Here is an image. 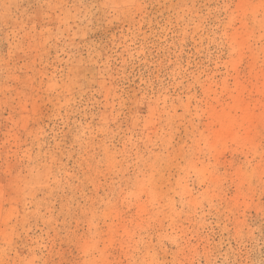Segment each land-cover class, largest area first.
Listing matches in <instances>:
<instances>
[{
    "label": "rangeland",
    "instance_id": "374dc122",
    "mask_svg": "<svg viewBox=\"0 0 264 264\" xmlns=\"http://www.w3.org/2000/svg\"><path fill=\"white\" fill-rule=\"evenodd\" d=\"M0 264H264V0H0Z\"/></svg>",
    "mask_w": 264,
    "mask_h": 264
}]
</instances>
